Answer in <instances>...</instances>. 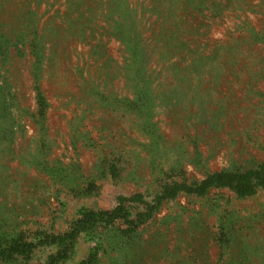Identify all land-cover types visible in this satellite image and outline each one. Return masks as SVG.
<instances>
[{"label":"rangeland","instance_id":"rangeland-1","mask_svg":"<svg viewBox=\"0 0 264 264\" xmlns=\"http://www.w3.org/2000/svg\"><path fill=\"white\" fill-rule=\"evenodd\" d=\"M263 162L264 0H0V234L126 197L56 264H264V186L173 190Z\"/></svg>","mask_w":264,"mask_h":264},{"label":"trees","instance_id":"trees-1","mask_svg":"<svg viewBox=\"0 0 264 264\" xmlns=\"http://www.w3.org/2000/svg\"><path fill=\"white\" fill-rule=\"evenodd\" d=\"M136 83V81H135ZM36 97L40 105L39 114L43 108L44 99L37 91ZM42 106V108H41ZM43 113V112H42ZM255 185L264 186V162L253 170L225 172L218 171L207 175L199 183H195L193 188L181 187L178 184L173 185V190H186L201 193L208 186H228L240 195L248 194ZM130 200L126 197H119L118 203L107 210H81L79 216L73 221L69 231L62 234H53L38 232L32 239H26L21 232L0 234V261L4 263L20 264L30 257L34 249L39 246H54L58 248L56 253L49 254L44 264H56L64 257V251L68 243L79 233L95 225L100 224L102 227L113 224L116 220L126 222L130 216V211L123 206V202ZM141 213H138L140 217ZM95 260V253L90 254L86 260L80 264H87Z\"/></svg>","mask_w":264,"mask_h":264}]
</instances>
